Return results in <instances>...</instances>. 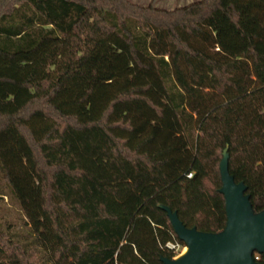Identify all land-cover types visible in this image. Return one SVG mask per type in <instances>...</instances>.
I'll use <instances>...</instances> for the list:
<instances>
[{
  "label": "trees",
  "instance_id": "obj_1",
  "mask_svg": "<svg viewBox=\"0 0 264 264\" xmlns=\"http://www.w3.org/2000/svg\"><path fill=\"white\" fill-rule=\"evenodd\" d=\"M103 45L111 78L56 99ZM225 150L263 212L264 0H0V177L32 239L0 230V264L174 259L161 207L223 231Z\"/></svg>",
  "mask_w": 264,
  "mask_h": 264
},
{
  "label": "water",
  "instance_id": "obj_2",
  "mask_svg": "<svg viewBox=\"0 0 264 264\" xmlns=\"http://www.w3.org/2000/svg\"><path fill=\"white\" fill-rule=\"evenodd\" d=\"M227 222L223 231L211 234L186 228L176 213L162 206L178 239L186 251L178 259L162 258L163 264H260L254 255L264 258V211L255 213L247 187L236 183L229 172V155L220 163Z\"/></svg>",
  "mask_w": 264,
  "mask_h": 264
},
{
  "label": "rangeland",
  "instance_id": "obj_3",
  "mask_svg": "<svg viewBox=\"0 0 264 264\" xmlns=\"http://www.w3.org/2000/svg\"><path fill=\"white\" fill-rule=\"evenodd\" d=\"M134 5L147 7L153 5L160 10L173 11L188 6L200 0H128ZM118 52L108 45L101 46L80 72L71 80L65 89L64 95L60 93L56 99L77 101L82 98L88 89L106 82L111 78L110 64ZM63 92V91H62ZM86 103L82 104L85 107ZM25 216L19 205L11 198L10 191L3 184L0 177V230L15 236L19 242L32 241L29 230L25 226ZM186 251V250H185Z\"/></svg>",
  "mask_w": 264,
  "mask_h": 264
},
{
  "label": "built area",
  "instance_id": "obj_4",
  "mask_svg": "<svg viewBox=\"0 0 264 264\" xmlns=\"http://www.w3.org/2000/svg\"><path fill=\"white\" fill-rule=\"evenodd\" d=\"M191 177H192V175H189V178H191ZM165 249H167V250L171 251L173 254H175L174 259H178L181 255H183V253L186 250V247H185V245L182 246L180 243L168 242L165 245ZM262 259H264V258L261 255H259V254L254 255L255 262L260 263V261Z\"/></svg>",
  "mask_w": 264,
  "mask_h": 264
}]
</instances>
